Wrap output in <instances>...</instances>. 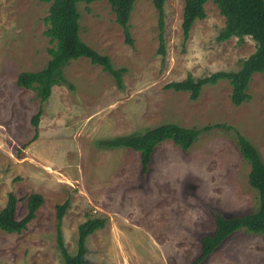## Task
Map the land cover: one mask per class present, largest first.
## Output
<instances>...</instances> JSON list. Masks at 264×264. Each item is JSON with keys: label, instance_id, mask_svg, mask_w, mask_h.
<instances>
[{"label": "rangeland", "instance_id": "1", "mask_svg": "<svg viewBox=\"0 0 264 264\" xmlns=\"http://www.w3.org/2000/svg\"><path fill=\"white\" fill-rule=\"evenodd\" d=\"M185 3L165 2L164 55L152 0L135 4L132 45L109 0L77 3L81 39L125 69L123 87L83 57L63 68L66 82L42 102L36 91L19 87L17 78L41 71L51 59L53 45L45 35L51 4L0 0V211L11 192L19 199V219L29 195L44 198L21 234L0 232V264H62L57 206L66 201L61 231L71 255L77 254L78 229L88 215L106 221L86 239L85 264H193L201 256V237L215 230V212L258 211L251 167L233 130L204 132L189 150L163 142L147 174L139 152L101 145L166 123L198 129L224 124L245 136L264 161V73L252 77L251 99L241 106L232 103L227 80L205 86L196 101L189 92L165 89L188 77L238 71L256 51L251 37L218 41L225 19L213 2L185 39ZM200 264H264V239L239 230Z\"/></svg>", "mask_w": 264, "mask_h": 264}, {"label": "trees", "instance_id": "2", "mask_svg": "<svg viewBox=\"0 0 264 264\" xmlns=\"http://www.w3.org/2000/svg\"><path fill=\"white\" fill-rule=\"evenodd\" d=\"M50 3L49 14L45 18L48 28L45 35L50 39L52 48L48 50L51 59L47 66L38 72H22L18 75L17 85L22 88L34 90L42 102L46 101L55 85L66 82L63 68L71 60L88 58L91 63L102 65L116 80L118 87H123L124 68L116 69L110 58L102 56L87 45L80 35V13L77 3H93L102 0H42ZM138 0H109L111 9L115 14L116 23L123 29L125 40L133 44L130 31V18ZM159 14L160 53L164 50V5L166 0H152ZM213 2L225 19V26L217 39L220 42L238 38L242 41L251 37L256 43V51L242 63L238 71L216 72L203 78L188 77L184 81L171 82L165 89L175 92H189L190 98L196 101L201 96L205 86L217 85L222 80L231 84V101L235 106H241L251 99L248 92L252 77L257 73H264V0H186L182 30L187 39L193 25L197 20L206 17V4ZM42 109L34 116L32 123L38 126ZM214 129L233 130L237 137L238 147L243 158L251 167L249 184L258 193L259 209L254 213L238 216L215 212V230L212 234L201 237L202 252L199 259L193 264H200L213 254L227 238L239 230L250 234H259L264 239V161L259 150L238 130L224 124L207 125L202 129L188 128L176 123H166L150 128L142 133L115 138L101 145L108 148H128L139 152L143 174L150 169L153 154L156 148L165 141H172L183 150H189L198 140L199 136ZM19 199L14 193H9L6 206L0 211V232L21 234L36 218L37 211L44 203L42 195L34 193L28 196L27 212L24 217H17ZM69 201L57 206L58 231L57 242L63 262L62 264H85L87 254L86 239L97 229L105 227V219L88 217L79 226L78 250L71 255L64 242L61 224Z\"/></svg>", "mask_w": 264, "mask_h": 264}]
</instances>
